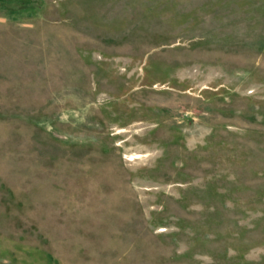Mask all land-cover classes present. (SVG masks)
<instances>
[{"label": "rangeland", "instance_id": "374dc122", "mask_svg": "<svg viewBox=\"0 0 264 264\" xmlns=\"http://www.w3.org/2000/svg\"><path fill=\"white\" fill-rule=\"evenodd\" d=\"M0 264H264V0H0Z\"/></svg>", "mask_w": 264, "mask_h": 264}]
</instances>
